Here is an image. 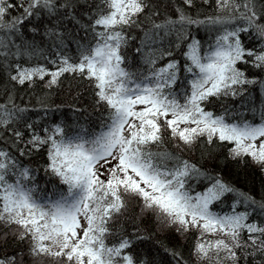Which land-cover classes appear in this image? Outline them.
Returning <instances> with one entry per match:
<instances>
[{
    "label": "snow or ice",
    "instance_id": "6c2138e0",
    "mask_svg": "<svg viewBox=\"0 0 264 264\" xmlns=\"http://www.w3.org/2000/svg\"><path fill=\"white\" fill-rule=\"evenodd\" d=\"M201 144L264 175V0H0V264H264V189Z\"/></svg>",
    "mask_w": 264,
    "mask_h": 264
},
{
    "label": "trees",
    "instance_id": "16d2710c",
    "mask_svg": "<svg viewBox=\"0 0 264 264\" xmlns=\"http://www.w3.org/2000/svg\"><path fill=\"white\" fill-rule=\"evenodd\" d=\"M199 37L204 40L208 39L207 34L203 30L200 31ZM71 84V96L78 95L79 97L76 101V106L80 107L81 109H86L87 111L85 112V116L94 121L98 113L93 111V97L86 83L77 84L75 82H71ZM67 89L68 83H65V85L59 90V95L53 97L57 104H60L61 101H66L67 104L72 103ZM67 104H65V106H63L60 111L56 112L52 118L55 119L56 117H59L60 120H67L71 123L75 119V116L72 109L69 108ZM80 122L84 123L85 121L81 119ZM209 153L215 157L214 163L211 165L208 163ZM184 155L187 158H190L193 162L202 164L204 167H212L215 173H219L225 180L245 191L259 194V192L264 189V175H262L259 170L254 167L244 166L229 159L227 157L226 147L215 145L206 146L201 144L195 147L192 151H186ZM193 185L196 190H200V185L195 181H193ZM214 210L227 211V206L225 205L223 209L216 207ZM165 243H167L169 246L184 244L190 247L192 240H184L182 237H178L175 234H169L168 238L165 240ZM153 252H158V254L155 256L157 261L163 260L166 262L168 260V257L164 254L162 249L154 248Z\"/></svg>",
    "mask_w": 264,
    "mask_h": 264
}]
</instances>
